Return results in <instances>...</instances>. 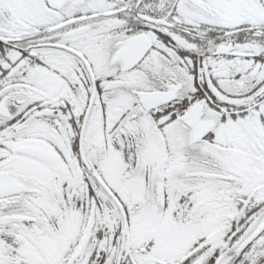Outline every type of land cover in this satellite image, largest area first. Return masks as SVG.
Here are the masks:
<instances>
[{
    "label": "snow or ice",
    "instance_id": "snow-or-ice-1",
    "mask_svg": "<svg viewBox=\"0 0 264 264\" xmlns=\"http://www.w3.org/2000/svg\"><path fill=\"white\" fill-rule=\"evenodd\" d=\"M0 264H264V0H0Z\"/></svg>",
    "mask_w": 264,
    "mask_h": 264
}]
</instances>
